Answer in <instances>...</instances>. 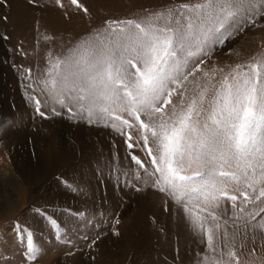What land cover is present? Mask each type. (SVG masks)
I'll return each mask as SVG.
<instances>
[{
	"label": "rangeland",
	"instance_id": "rangeland-1",
	"mask_svg": "<svg viewBox=\"0 0 264 264\" xmlns=\"http://www.w3.org/2000/svg\"><path fill=\"white\" fill-rule=\"evenodd\" d=\"M195 2L79 0L84 12L71 0H0V264H264V197L247 189L245 202L243 184L225 179L236 201L177 202L131 159L152 170L135 132L129 148L113 128L54 102L41 83L50 61L106 21L146 23ZM225 36L188 77L187 97L236 65L264 61V17Z\"/></svg>",
	"mask_w": 264,
	"mask_h": 264
},
{
	"label": "snow or ice",
	"instance_id": "snow-or-ice-1",
	"mask_svg": "<svg viewBox=\"0 0 264 264\" xmlns=\"http://www.w3.org/2000/svg\"><path fill=\"white\" fill-rule=\"evenodd\" d=\"M71 3L88 11L79 0ZM257 15L264 17V0H197L156 13L146 23L108 20L92 39L50 61L41 83L54 102L89 123L113 128L129 148L135 147V132L146 146L152 170L135 155L131 159L153 187L177 202L193 197L236 201L225 190V179L243 184L245 202L247 189L260 200L264 61L236 65L216 84L197 85V94L185 95V82L198 70L206 49L226 38L230 27L255 23ZM34 102L39 112V99ZM150 140L153 147H147ZM208 239L212 241L211 230Z\"/></svg>",
	"mask_w": 264,
	"mask_h": 264
}]
</instances>
